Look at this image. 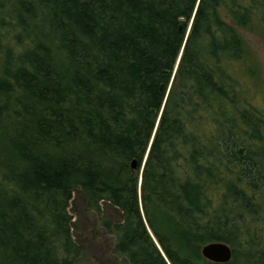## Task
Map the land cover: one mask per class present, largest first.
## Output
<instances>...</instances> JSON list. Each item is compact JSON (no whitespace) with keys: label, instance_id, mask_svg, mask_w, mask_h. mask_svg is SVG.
Masks as SVG:
<instances>
[{"label":"trees","instance_id":"16d2710c","mask_svg":"<svg viewBox=\"0 0 264 264\" xmlns=\"http://www.w3.org/2000/svg\"><path fill=\"white\" fill-rule=\"evenodd\" d=\"M242 31L264 42V0H0V264L84 261L73 192L123 264H213L211 242L264 264V88Z\"/></svg>","mask_w":264,"mask_h":264},{"label":"rangeland","instance_id":"374dc122","mask_svg":"<svg viewBox=\"0 0 264 264\" xmlns=\"http://www.w3.org/2000/svg\"><path fill=\"white\" fill-rule=\"evenodd\" d=\"M252 58L256 61L264 88V42L257 35L240 32ZM67 212L71 218L73 241L85 250L86 259L76 264H123L121 258L111 254L112 238L98 224L97 215L88 210L84 198L73 192ZM101 213L110 222L117 221L112 208L101 206Z\"/></svg>","mask_w":264,"mask_h":264},{"label":"water","instance_id":"95a60500","mask_svg":"<svg viewBox=\"0 0 264 264\" xmlns=\"http://www.w3.org/2000/svg\"><path fill=\"white\" fill-rule=\"evenodd\" d=\"M190 21L188 23L185 35L188 32V29L190 26ZM176 64H177V61H176ZM176 64H175V67H176ZM175 67H174V69H175ZM145 156H146V154L144 155V157L142 159L141 168H142V165L144 163ZM136 168H137V163L135 160H132L129 163L130 172L134 173ZM199 253H200V256L202 259H204L207 262L213 263V264H225L231 258L230 248L228 247V245L221 243V242L207 243L200 248Z\"/></svg>","mask_w":264,"mask_h":264},{"label":"bare ground","instance_id":"6f19581e","mask_svg":"<svg viewBox=\"0 0 264 264\" xmlns=\"http://www.w3.org/2000/svg\"><path fill=\"white\" fill-rule=\"evenodd\" d=\"M191 23V22H190ZM140 181V180H139Z\"/></svg>","mask_w":264,"mask_h":264}]
</instances>
